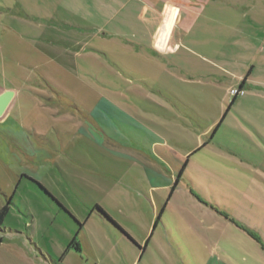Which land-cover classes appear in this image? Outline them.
I'll return each instance as SVG.
<instances>
[{
  "label": "rangeland",
  "instance_id": "rangeland-1",
  "mask_svg": "<svg viewBox=\"0 0 264 264\" xmlns=\"http://www.w3.org/2000/svg\"><path fill=\"white\" fill-rule=\"evenodd\" d=\"M161 1L0 0V85L21 87L9 120L0 122V209L9 208L0 241L19 257L27 258L30 245L51 257L63 253L78 232L81 252L71 247L53 262L92 264L85 233L91 240L98 232L101 264L129 263L136 250L90 216L94 186L114 184L99 161L110 152L99 137H130L139 131L134 120L182 155L195 144L191 127L204 128L221 107L222 117L239 93L226 88L258 57L264 0H171L180 9L164 54L142 44L152 28L142 9H160ZM221 142L222 149L208 144L189 159L156 229L163 227V235L138 264H264V181L253 174L255 166L241 165L242 146ZM124 194L133 193L122 188L121 199ZM122 203L123 216L132 213L139 222L152 211L141 202H130L135 209ZM107 210L113 224L118 215Z\"/></svg>",
  "mask_w": 264,
  "mask_h": 264
},
{
  "label": "crops",
  "instance_id": "crops-1",
  "mask_svg": "<svg viewBox=\"0 0 264 264\" xmlns=\"http://www.w3.org/2000/svg\"><path fill=\"white\" fill-rule=\"evenodd\" d=\"M160 3V9L152 6H145L142 9L143 15L150 13L149 17L152 25L149 37L142 44L152 53L164 54L170 50V37L174 23L170 27L171 30L164 47L157 45L159 34L162 31L170 7L175 8L178 14L180 4L178 5L171 0H162ZM246 67L244 76H238V78H235L237 81L232 80L226 88V91L229 93L232 89L239 90L236 96L230 93V102L232 101V103L231 105L230 102L228 103L226 107V110H228H225L226 113L224 111L225 114L223 113L221 117L223 112V107H221L220 112L204 128L191 127L190 130L193 133L191 137L195 140V144L191 150H187L182 155L170 149L167 146L168 142L165 140V137L154 133L153 128L149 126L144 127L138 123L134 124V120L130 121L132 123L131 125L135 126L134 128L139 131L136 134L131 132L130 137L124 136L123 138H114V140L105 136L99 137V143L103 145L107 143L110 148L108 154L100 155L99 161L104 165V168L108 169L106 173L110 174L111 180L114 177V184L94 186L93 191L95 194L93 199L95 198L96 211H92L90 216H94L98 222L102 221L109 224L106 225L111 230L109 235H112L116 241H125L130 245V249L134 248L136 250L134 251L135 253H131L130 257H128L127 262L129 263L127 264H138L137 260L138 262L140 261L152 239L154 237L158 239L160 235H163V227H160L161 231L157 234L155 232L158 224L163 225L165 223L163 213L176 195L179 178L184 176L189 159L204 149L208 144L214 143L218 146V149L221 148L219 144L221 141L222 144L232 149L237 148L233 146H242V151L244 150L245 154L241 158V165H245V168L247 166V169L250 165L255 166L253 174L256 178L264 181V41L259 48L256 61L248 62ZM5 91L13 92V98L3 116L0 118V122L9 120L10 111L15 107L16 100L21 96V87L0 85V94ZM34 99L36 100V98ZM113 108H115L114 111L118 110L116 106H113ZM100 112L99 116L102 117ZM125 113V110H120L118 115H124L128 118L129 116ZM223 133H225V137L221 135ZM238 135L240 137L236 138ZM208 136L209 141L203 143V138L206 139ZM85 141L88 140L85 139ZM224 149L229 153L232 152L228 148ZM107 155L109 158L106 157ZM186 155L188 156L185 157ZM174 158L177 161L170 164L169 160ZM112 161H117L127 167L121 170L119 164L114 165ZM181 171L182 174L178 177ZM176 174L177 177L175 176ZM123 179H126L124 183L122 182ZM175 183L176 185L174 186ZM120 186L125 190H130L133 193L132 196L128 198L124 194V197L121 199L119 193L122 191V188ZM122 202H127L131 206L130 209H135L139 206L132 205L130 202H141L140 205L143 204L145 206L146 204L147 206H151V214L144 223L139 222V219L132 213H128V216H123L122 211L118 209L124 208ZM61 208L65 214L70 213L66 207ZM110 208L114 210V216L118 215L117 217L119 218L117 220L113 217V227H110L113 224L106 220L107 217L111 218V214L107 210ZM92 236L91 240H87L89 236L85 233V259L86 261H92V264L93 261L95 264H101L100 257H98V254L103 250L101 234L97 232L92 234ZM68 242H66V245L71 241ZM65 250L63 253L59 251L55 255L51 252L52 257L56 258V255L63 257L68 251L65 252ZM18 251L24 252L22 250ZM76 251L81 252L79 244H77ZM29 253L27 258L20 254L21 258L16 253V250L13 249L12 245H9V243L5 245L0 241V264H54L49 250L46 251L36 246L35 249H31L30 245ZM89 254L91 256H88Z\"/></svg>",
  "mask_w": 264,
  "mask_h": 264
},
{
  "label": "water",
  "instance_id": "water-1",
  "mask_svg": "<svg viewBox=\"0 0 264 264\" xmlns=\"http://www.w3.org/2000/svg\"><path fill=\"white\" fill-rule=\"evenodd\" d=\"M175 12H176L175 8L170 7L167 13V16L165 18L162 31L159 34V39L157 41V45L160 47H164L166 43L169 31H170V27L172 26V21H173ZM12 98H13V92L11 91H5L2 94H0V118L3 116Z\"/></svg>",
  "mask_w": 264,
  "mask_h": 264
},
{
  "label": "trees",
  "instance_id": "trees-1",
  "mask_svg": "<svg viewBox=\"0 0 264 264\" xmlns=\"http://www.w3.org/2000/svg\"><path fill=\"white\" fill-rule=\"evenodd\" d=\"M231 103H232V101L230 102V105H231ZM228 110V109H227ZM226 110V111H227ZM226 111H225V113H226ZM224 113V114H225ZM182 174V171L179 173V175H178V177H180V175ZM177 182V181H176ZM176 185V183L174 184V186ZM8 210H9V208H8V206L6 205V206H3L1 209H0V223L3 221V219L5 218V216H6V214H7V212H8ZM78 235V232H76V234L74 235V237H73V239L71 240V242L68 244V246H67V248H66V250H65V252L67 251V250H69L71 247H74L75 249H77V244H76V242H75V238H76V236Z\"/></svg>",
  "mask_w": 264,
  "mask_h": 264
},
{
  "label": "built area",
  "instance_id": "built-area-1",
  "mask_svg": "<svg viewBox=\"0 0 264 264\" xmlns=\"http://www.w3.org/2000/svg\"><path fill=\"white\" fill-rule=\"evenodd\" d=\"M235 93H237V91H235Z\"/></svg>",
  "mask_w": 264,
  "mask_h": 264
}]
</instances>
